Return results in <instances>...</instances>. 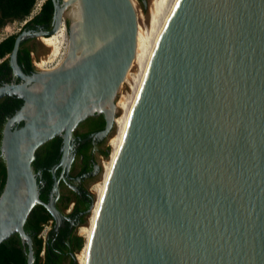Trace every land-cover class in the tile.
Masks as SVG:
<instances>
[{"label": "water", "instance_id": "water-1", "mask_svg": "<svg viewBox=\"0 0 264 264\" xmlns=\"http://www.w3.org/2000/svg\"><path fill=\"white\" fill-rule=\"evenodd\" d=\"M75 3L80 20L67 21L70 52L45 74L41 90L0 88V98L21 92L37 107L5 144L0 195V244L18 233L29 245L27 264L35 261L25 231L31 211L42 204L56 230L65 224L55 170L68 165L82 118L104 113L106 126L93 136L110 137L119 86L136 51L131 0H53L54 26L41 34L57 32ZM60 134L55 195L45 202L31 162L41 144ZM88 264H264V0H172L108 182Z\"/></svg>", "mask_w": 264, "mask_h": 264}, {"label": "flooded vegetation", "instance_id": "flooded-vegetation-1", "mask_svg": "<svg viewBox=\"0 0 264 264\" xmlns=\"http://www.w3.org/2000/svg\"><path fill=\"white\" fill-rule=\"evenodd\" d=\"M41 10L42 9H32L30 14L23 19L8 17L4 19V24L0 23V36L3 34V31L9 29L11 25L21 24L17 30L6 35L3 34L0 38V88L20 85L25 86L29 90L38 92L41 90L43 82L46 80L44 77L45 74L47 75L61 65L62 62H59L60 64L58 62L56 63V59L51 56L52 52L49 48L47 49L49 53H44L43 48H41L42 44L46 45L42 40L45 34L41 33L50 31L54 26V14L48 21L44 20V18L35 21V16L40 14ZM1 17L2 11L0 9V22L2 19ZM21 35L23 37L19 43L16 57L13 58L15 41L17 37ZM10 37H14L13 47L4 52L9 44L8 39ZM36 110L37 107L28 102L25 95L21 92L8 94L0 98V161H4L6 171L7 158L5 144L8 141V137L12 132L23 128L29 121V118L36 114ZM100 115L98 111H95V115H88L77 123L72 132L69 163L68 165H60L55 170V174L59 171V176L57 177L56 175L60 190L57 199V207L66 214L68 217L66 220L71 221L72 227L77 226V228H79L82 225L80 224V218L85 216L88 209L79 211L77 215L78 219L73 218L70 213L79 201H81V203L83 202V204L89 201V196L92 194L89 188L101 171L100 158L103 157L101 152L103 150H108V148L105 147V143L109 136H93V134L102 131L96 130L95 125H93L95 119L100 117ZM104 117L106 120L105 114ZM83 134L89 135L83 138ZM58 136L63 138L61 134ZM51 140L41 144L35 151V157L31 162V167L36 177L38 175L41 176L42 171L45 170H50L54 177L53 168L60 163L63 157V147H61L59 151V160L51 169H47V167H37L40 159L45 157L49 152L48 142ZM27 141L28 140H26V142ZM86 143L88 146L82 149V145ZM85 162L92 165V170L78 176ZM44 185L45 183L43 182L42 186ZM73 187L77 188L78 191ZM71 191H74L78 196H75ZM67 203L68 205L64 208ZM81 203L79 206L83 208V204L81 205Z\"/></svg>", "mask_w": 264, "mask_h": 264}, {"label": "trees", "instance_id": "trees-1", "mask_svg": "<svg viewBox=\"0 0 264 264\" xmlns=\"http://www.w3.org/2000/svg\"><path fill=\"white\" fill-rule=\"evenodd\" d=\"M62 2V0H59ZM37 0H0V9L2 11L1 24H4V19L8 17L25 18L30 14L32 9H35ZM41 13L35 16V21L40 18L44 20H50L54 14L55 8L53 0H46L41 6ZM1 26V25H0ZM9 44L5 48L4 52L10 50L14 44V37L8 39ZM3 53V52H2ZM96 130H103L106 126V120L104 114L96 118L93 122ZM89 134H83L82 137H87ZM63 146V138L57 136L48 142L49 152L45 157L40 159L38 162V168L51 169L59 160V151ZM87 143L82 145V149L87 147ZM81 149V150H82ZM109 150V149H108ZM108 150H103L101 154L107 157L109 154ZM92 170V165L87 162L83 165L78 176L83 173L90 172ZM37 172V171H35ZM57 177L59 176V171L56 172ZM7 171L4 161H0V195L4 189L6 182ZM40 198L49 202L51 195L54 194V177L50 170L42 171L41 176H37ZM43 182L45 183L42 186ZM75 196L77 195L74 191H71ZM78 196V195H77ZM89 201L81 203L83 206L80 207L78 202L70 213L73 218H77L79 211H84L88 209L84 217L80 218V224L86 223V217L90 212V206L94 202V196L91 194ZM68 203L64 206H66ZM63 208V209H64ZM49 220H53V225L48 233L46 243L44 244L43 239L39 237L40 232L43 229V225ZM55 219L51 212L42 204H37L31 211L27 222L25 224V231L30 234L33 238L34 244V255L35 261L33 264H78L75 258V254L83 249L85 244L84 238L77 233V226L72 227L71 221L66 220L63 226H60L58 230L55 229ZM79 225V224H78ZM45 249V253L42 256L41 252ZM28 243H23L20 235L18 233L14 234L4 242L0 244V264H27L28 263Z\"/></svg>", "mask_w": 264, "mask_h": 264}, {"label": "bare ground", "instance_id": "bare-ground-1", "mask_svg": "<svg viewBox=\"0 0 264 264\" xmlns=\"http://www.w3.org/2000/svg\"><path fill=\"white\" fill-rule=\"evenodd\" d=\"M131 2L133 4L137 16V44L134 59L126 74L125 80L119 86V90H121L125 81L132 82L131 84H133V88L131 92L122 94L121 98L118 101V106L122 109V113L114 120L117 124V131L110 139V144L113 146L112 154L109 160L104 163V175L102 180L96 185L97 195L96 200L91 209L89 222L86 226H81V231L86 238L85 245L81 251V254L79 255L80 262H82V257H85L84 262L82 264H88L89 262L92 239L94 236L97 220L108 186V182L114 169L115 162L117 160L120 149L123 145L133 113V109L135 107L157 40L172 10V0H150L147 4V13L135 0H131ZM80 8V4L75 3L74 5H72L70 9H67L65 11L63 21L66 18H72L76 21H79ZM62 24L60 25V28L57 32L50 36L42 38L45 44L54 49V54L56 55L60 52L62 42L60 43V41L54 35L59 33ZM75 36L77 44H80V40L83 37V30L79 28ZM70 44L71 38L69 36L68 31V47L65 58L70 52ZM78 55H81L80 51L78 52Z\"/></svg>", "mask_w": 264, "mask_h": 264}, {"label": "rangeland", "instance_id": "rangeland-1", "mask_svg": "<svg viewBox=\"0 0 264 264\" xmlns=\"http://www.w3.org/2000/svg\"><path fill=\"white\" fill-rule=\"evenodd\" d=\"M135 1H136L137 3L140 4V6L142 7V9H144V11H145L146 13L148 12V8L144 6L143 1H146L147 4H148L150 0H135ZM66 20L69 21V19L66 18V19L63 21V24H62V26H61V29H60L59 33L56 34V35H54V36L57 37V39L60 41V43L62 42V43H61V48H60V52H59V54H57V55L54 54V49H53L52 47L48 46L47 44H46L47 46L44 45V44H42V47H41V48H43V52H44V53H46V52L49 53V51H47L48 48L51 50V52H52V55H51V56H52L53 58L56 59V60H55L56 63H57V62H58V63H59V62H62V61L64 60L65 56H66V53H67V47H68V26H67V24H66ZM20 26H21V24H14V25H11L9 29L3 31V34L6 35V34H8V33H11L12 31L17 30ZM3 34H2V35H3ZM2 35L0 36V38L2 37ZM43 42H44V41H43ZM44 43H45V42H44ZM131 83H132V82H130V81H125V82L123 83V86H122L121 90H119L118 93H117V97H116V103H117L116 118H117L118 116H120L121 113H122V109L118 106V101H119V99L121 98L122 94H126V93H129V92L132 91L133 84H131ZM116 131H117V124H116V122H115L113 132H112V134L110 135V137H108V139H107V141H106V143H105V147L109 149V154H108L107 157H104V156H103V157L100 158V167H101V171H100L98 177L93 181V183L91 184V186H90V188H89L90 192H91L92 195L94 196V202H95V200H96V195H97L96 185H97L98 182H100V181L102 180L103 175H104V163L107 162V161L109 160V158H110V156H111V154H112L113 146L110 144V139H111V137L116 133ZM103 161H104V163H103ZM94 202H93V204H94ZM90 213H91V210H90L88 216L86 217V223L83 224L82 227H84V226H86V225L88 224V222H89V217H90ZM82 227H79V228L77 229V233H78V235H80V236H82V237L84 238V241H86L85 235H84V234L82 233V231H81V230H82ZM84 245H85V244H84ZM83 247H84V246H83ZM81 251H82V249H81L79 252H77V253L75 254V258H76V261H77L78 264H82V263L84 262V259H85V257L83 256V257H82L83 259L81 258V259H82V262H80V256H79V255L81 254Z\"/></svg>", "mask_w": 264, "mask_h": 264}, {"label": "built area", "instance_id": "built-area-1", "mask_svg": "<svg viewBox=\"0 0 264 264\" xmlns=\"http://www.w3.org/2000/svg\"><path fill=\"white\" fill-rule=\"evenodd\" d=\"M46 0H37V3H36V6H35V9H41V6L42 4L45 2ZM104 163V161H103ZM52 225H53V220H49L47 223H45L43 225V229L42 231L40 232L39 234V237H41L43 239V242L44 244L46 243V240H47V236H48V233L49 231L51 230L52 228ZM45 253V249L42 250L41 252V255L43 256Z\"/></svg>", "mask_w": 264, "mask_h": 264}]
</instances>
